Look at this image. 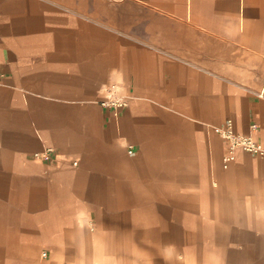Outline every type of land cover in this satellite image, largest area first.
<instances>
[{
    "label": "crops",
    "instance_id": "crops-1",
    "mask_svg": "<svg viewBox=\"0 0 264 264\" xmlns=\"http://www.w3.org/2000/svg\"><path fill=\"white\" fill-rule=\"evenodd\" d=\"M228 117L264 145V0H0V264H264Z\"/></svg>",
    "mask_w": 264,
    "mask_h": 264
},
{
    "label": "built area",
    "instance_id": "built-area-1",
    "mask_svg": "<svg viewBox=\"0 0 264 264\" xmlns=\"http://www.w3.org/2000/svg\"><path fill=\"white\" fill-rule=\"evenodd\" d=\"M108 93L100 99L99 103L112 110L117 115L118 112L124 108L128 102L127 97L121 92L116 83L109 84ZM251 128H256V124H251ZM218 134L225 141L227 152L223 158V165L226 167L235 157V151L242 149L246 152L257 154L264 157V145L256 140L251 134H241L234 128L232 118L225 119L223 124L218 128ZM130 148V146H129ZM49 149H45L38 154L43 158L48 157ZM131 151V149H129ZM43 254H45L43 252Z\"/></svg>",
    "mask_w": 264,
    "mask_h": 264
},
{
    "label": "rangeland",
    "instance_id": "rangeland-1",
    "mask_svg": "<svg viewBox=\"0 0 264 264\" xmlns=\"http://www.w3.org/2000/svg\"><path fill=\"white\" fill-rule=\"evenodd\" d=\"M109 86H110V85L108 84L107 86L104 87L103 96H101L102 98H103L104 96L107 95V93H108V87H109ZM117 86L120 88V90L123 89L121 85L117 84ZM122 91H123V90H122ZM122 91H121V92H122ZM123 92H124V91H123ZM123 92H122V93H123ZM123 94H124V93H123ZM124 95L127 97V99L129 98L126 94H124ZM127 102L129 103L128 100H127ZM127 105H128V104H127ZM127 105H126V106H127ZM126 106H125V107H126ZM125 107H124V108H125ZM121 110H122V109H121ZM121 110H120V111H121ZM120 111H119V112H120ZM119 112H118V114H119ZM233 124H234V123H233ZM219 127H220V126H219ZM219 127H218V128H219ZM234 128H235V127H234ZM239 133H240V132H239ZM241 134H243V133H241ZM237 150H238V149H237ZM235 152H236V151H235ZM249 153H250V152H249ZM223 158H224V157H223ZM223 166H224V165H223Z\"/></svg>",
    "mask_w": 264,
    "mask_h": 264
}]
</instances>
